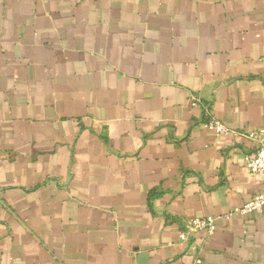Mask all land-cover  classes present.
I'll return each mask as SVG.
<instances>
[{"label":"crops","instance_id":"0c3cea01","mask_svg":"<svg viewBox=\"0 0 264 264\" xmlns=\"http://www.w3.org/2000/svg\"><path fill=\"white\" fill-rule=\"evenodd\" d=\"M260 129L264 0H0V264H264Z\"/></svg>","mask_w":264,"mask_h":264},{"label":"built area","instance_id":"2783aa9c","mask_svg":"<svg viewBox=\"0 0 264 264\" xmlns=\"http://www.w3.org/2000/svg\"><path fill=\"white\" fill-rule=\"evenodd\" d=\"M192 105L198 104V99L194 98L191 101ZM202 109L206 108L202 106ZM202 126L215 135L225 133H235L234 130H230L225 124H223L217 118H210L202 122ZM243 135L250 140L256 142V148L251 156L247 158L246 165L252 173H259L263 180L262 188L256 193L252 194L243 204L232 208L224 214V218H229L234 214L251 218L262 212L264 206V130H256L244 132ZM216 230L215 220L213 216H206L203 218L190 219L184 226V229L180 231L179 238L182 241H187L194 232L205 231L207 234H212ZM199 264V260L196 261Z\"/></svg>","mask_w":264,"mask_h":264}]
</instances>
